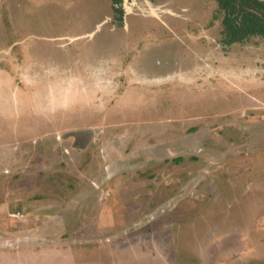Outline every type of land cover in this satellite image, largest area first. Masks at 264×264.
Segmentation results:
<instances>
[{"label": "rangeland", "instance_id": "374dc122", "mask_svg": "<svg viewBox=\"0 0 264 264\" xmlns=\"http://www.w3.org/2000/svg\"><path fill=\"white\" fill-rule=\"evenodd\" d=\"M121 6L0 0V264H264V40Z\"/></svg>", "mask_w": 264, "mask_h": 264}, {"label": "trees", "instance_id": "16d2710c", "mask_svg": "<svg viewBox=\"0 0 264 264\" xmlns=\"http://www.w3.org/2000/svg\"><path fill=\"white\" fill-rule=\"evenodd\" d=\"M114 17L123 21L122 0H110ZM221 13V43L229 46L253 36L264 40V0H213Z\"/></svg>", "mask_w": 264, "mask_h": 264}]
</instances>
